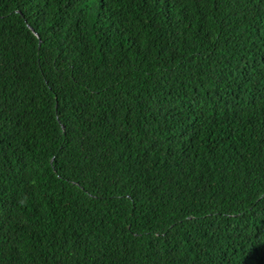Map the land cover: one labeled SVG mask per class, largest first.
Here are the masks:
<instances>
[{"label": "trees", "instance_id": "16d2710c", "mask_svg": "<svg viewBox=\"0 0 264 264\" xmlns=\"http://www.w3.org/2000/svg\"><path fill=\"white\" fill-rule=\"evenodd\" d=\"M0 264H264V0H0Z\"/></svg>", "mask_w": 264, "mask_h": 264}, {"label": "water", "instance_id": "95a60500", "mask_svg": "<svg viewBox=\"0 0 264 264\" xmlns=\"http://www.w3.org/2000/svg\"><path fill=\"white\" fill-rule=\"evenodd\" d=\"M33 30V29H32ZM34 32V31H33Z\"/></svg>", "mask_w": 264, "mask_h": 264}]
</instances>
